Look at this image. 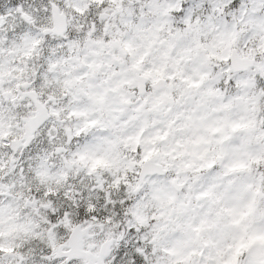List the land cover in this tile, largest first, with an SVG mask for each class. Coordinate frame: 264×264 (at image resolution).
<instances>
[{
  "label": "snow or ice",
  "instance_id": "1",
  "mask_svg": "<svg viewBox=\"0 0 264 264\" xmlns=\"http://www.w3.org/2000/svg\"><path fill=\"white\" fill-rule=\"evenodd\" d=\"M0 264H264V0H0Z\"/></svg>",
  "mask_w": 264,
  "mask_h": 264
}]
</instances>
